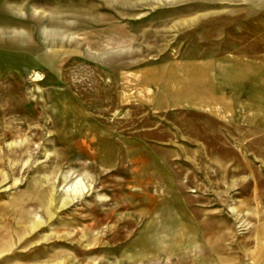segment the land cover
Returning <instances> with one entry per match:
<instances>
[{"label": "rangeland", "instance_id": "1", "mask_svg": "<svg viewBox=\"0 0 264 264\" xmlns=\"http://www.w3.org/2000/svg\"><path fill=\"white\" fill-rule=\"evenodd\" d=\"M0 264H264V0H0Z\"/></svg>", "mask_w": 264, "mask_h": 264}]
</instances>
